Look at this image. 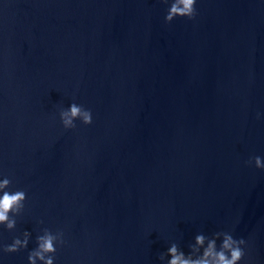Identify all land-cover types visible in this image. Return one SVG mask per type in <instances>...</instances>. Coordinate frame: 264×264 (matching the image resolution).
I'll return each instance as SVG.
<instances>
[{
	"label": "water",
	"instance_id": "95a60500",
	"mask_svg": "<svg viewBox=\"0 0 264 264\" xmlns=\"http://www.w3.org/2000/svg\"><path fill=\"white\" fill-rule=\"evenodd\" d=\"M171 2L0 0V180L26 192L0 244L30 233L0 264L45 229L54 264H167L217 232L264 264V0L166 24ZM72 103L91 125L63 128Z\"/></svg>",
	"mask_w": 264,
	"mask_h": 264
},
{
	"label": "clouds",
	"instance_id": "9594fccd",
	"mask_svg": "<svg viewBox=\"0 0 264 264\" xmlns=\"http://www.w3.org/2000/svg\"><path fill=\"white\" fill-rule=\"evenodd\" d=\"M168 3V0H161ZM196 0H172L167 14L165 23L171 24L175 19L192 20L196 15ZM60 121L65 130H71L76 127L75 121L79 120L83 125L92 124V113L83 106L72 103L67 109L61 110L59 113ZM260 114H257V119ZM257 169L264 170V161L257 156L248 161ZM11 181L5 177L0 180V226L8 231L16 228L15 217L19 216L25 206L26 192L23 190L8 191ZM221 240L219 248L217 240ZM30 240V233L25 231L23 237L14 238L10 245L0 244V253L15 254L27 249ZM37 247L28 253V264H54V258L57 251V245H63V233L58 231L53 234L45 229L42 235L36 238ZM244 239H234L229 232H217L213 237L209 238L203 234L195 237L193 244H190L189 253L186 255L177 244L173 243L166 254H162L159 259L164 261L165 255L170 257L167 264H240L244 258ZM202 250V251H201Z\"/></svg>",
	"mask_w": 264,
	"mask_h": 264
}]
</instances>
